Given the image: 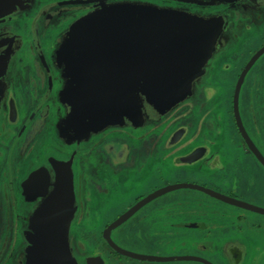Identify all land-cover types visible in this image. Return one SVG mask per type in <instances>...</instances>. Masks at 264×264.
<instances>
[{
	"label": "flooded vegetation",
	"instance_id": "flooded-vegetation-1",
	"mask_svg": "<svg viewBox=\"0 0 264 264\" xmlns=\"http://www.w3.org/2000/svg\"><path fill=\"white\" fill-rule=\"evenodd\" d=\"M105 1L107 5L136 2L150 7H158V3L153 1L161 3L160 0ZM162 1L170 5L166 8L165 22L177 23L175 12L181 13L178 14L181 18L185 17V24L193 20L189 23V33L184 35L182 47L186 44L190 47L189 40L192 41L193 52L202 57L204 74L190 84V97L176 104L160 119L145 112L139 128L128 124L108 127L97 134H90L85 141H79L73 129L67 133L64 131L68 109L61 101V93L67 79L61 78L64 67H58V59L62 44L70 38L71 25L97 9L96 2L28 0L25 3L29 7H25L23 12L4 16L10 12L8 9L10 5L13 7V2L0 0L4 16L0 18V61L6 63L4 74L0 72V264L27 263L28 236L33 233L35 212L51 197L61 171L71 173L74 187L75 214L69 243L77 264H165L121 255L104 238L105 231L113 222L158 190L146 191L145 179L155 163L152 158L169 160L171 169L174 165L177 173L204 169L216 176L211 186L185 179L170 185H198L264 209V201H252L253 195L264 200V194L258 195L261 191L264 193V178L259 179L250 159L255 158L262 173L264 167L247 145L239 127L240 122L247 137L264 157L257 143L258 137H264L261 114L264 111V54L248 69L236 96L241 76L264 47V0ZM19 8H24L22 3ZM203 38H207V43L202 41ZM259 38L263 39L259 46L248 48L244 55L237 53L233 58L234 64L223 65L224 71L237 74L229 85L232 90L229 104L228 101H220L219 104L216 94L210 93L212 84L204 85L203 78L221 66V55L240 43L238 46L242 48ZM156 58L141 59L145 64L150 63L148 68L143 67L146 72L149 67H154ZM21 79H28L27 86L20 87ZM229 133L233 137L226 138ZM178 134L183 135L182 139L176 144L171 143ZM226 140L237 153L236 161L246 169V194L234 191L242 192V187L235 185L230 177L229 164L222 154L216 153ZM196 141L199 142L194 143ZM193 152H197L200 160L191 163L178 160ZM241 153L247 154L249 159L240 157ZM185 166L192 168H183ZM120 190H126L127 195ZM132 194L133 198L126 201ZM204 194L212 200L175 198L176 201L172 199L164 207L170 218L181 216L196 220L190 225L185 222L172 224L168 232L171 238L165 241L171 243L166 246L172 249L193 247L204 253H213L214 260L204 255H187L203 258L212 264H264V215ZM157 201L149 202L112 230L111 240L126 251L157 256L147 250L153 246L154 233L153 228L150 231L146 227L157 216L158 210L153 206ZM191 204L197 207L192 213ZM100 210L106 211L107 215L115 214L114 220L99 224ZM126 225H131L137 232L143 229L141 234H137V250L125 249L115 240L116 231ZM90 227H94L92 232L100 230V241L104 244L95 254L88 253V242L80 236L84 228ZM188 230H199L201 235L192 241L187 240ZM183 236L185 241L179 239ZM172 243L178 244L174 246ZM94 249H98L96 245ZM181 262L186 261L174 263Z\"/></svg>",
	"mask_w": 264,
	"mask_h": 264
},
{
	"label": "water",
	"instance_id": "water-1",
	"mask_svg": "<svg viewBox=\"0 0 264 264\" xmlns=\"http://www.w3.org/2000/svg\"><path fill=\"white\" fill-rule=\"evenodd\" d=\"M106 14L104 11L96 13L77 23L67 40L68 49H61L60 57L61 62H66L64 73L67 79L61 93V101L68 109L64 131L67 133L73 129L79 141H85L90 134L111 126L128 124L132 128H139L143 124L145 112L152 118L160 119L176 104L190 97V84L204 74L202 57L193 52L192 41L189 40L190 47L187 44L182 47L184 35L189 33V23L193 20L185 24L186 19L182 17L177 22L181 24H172L165 21L148 23L138 19L145 24L137 25L141 23L114 22L113 18L120 21L122 17L120 9ZM177 35L181 37L177 38ZM202 41L207 43V38ZM263 54L264 47L245 69L236 96L239 95L246 72ZM156 56L154 67H149L146 72L143 67L150 63L145 64L141 59ZM144 108L147 110L143 111ZM239 127L247 145L264 167V157L247 137L240 122ZM182 137V134H178L171 143H178ZM199 158L197 152H193L178 160L191 163ZM70 174L61 171L51 197L35 212L33 233L28 236L30 247L26 264H76L69 249V231L75 214V195ZM184 189L201 191L264 215L263 208L227 198L198 185H168L138 202L113 222L104 233L107 243L119 254L141 261H197L212 264L195 256L138 255L120 248L111 240L112 230L124 224L146 204Z\"/></svg>",
	"mask_w": 264,
	"mask_h": 264
},
{
	"label": "rangeland",
	"instance_id": "rangeland-1",
	"mask_svg": "<svg viewBox=\"0 0 264 264\" xmlns=\"http://www.w3.org/2000/svg\"><path fill=\"white\" fill-rule=\"evenodd\" d=\"M11 1L13 2V7H11V5H10V7H9L10 8V12L6 16H9V15L13 14V12H14V14L18 13L21 10H22L21 12H23L25 10V7H26V9L29 7V6H27V3H25V1H28V0H24V2H22V0H11ZM94 1L96 2L95 5H96L97 9L91 11L90 13H87L85 15V17H83L82 19L79 18L80 19V20L78 19L79 21L76 20V22H74L75 25H71L72 26L70 28L71 30L74 29V27L76 26L77 23H79L81 20L86 19L88 16H91V15L96 14V13L99 14V13H102L103 11L107 12L106 15H108V14L114 12V10L116 11L118 9H120V11L122 12V17H121L120 21H118L117 18H113L115 20L114 22H116V23L120 22V23L124 24V23H127L128 21L129 22H133V21L140 22L138 19H140V20L142 19V21H145V22H148V23H152V22H155V21H165V18L167 17L166 8L170 6L168 3H166L165 1H162V0H160L161 3L153 1L154 3H158L157 4L158 7L157 6L156 7H154V6L150 7V6H147V5H144V4H138L136 2H119V3H116V4H108L107 5L105 0H94ZM21 3H22V7L24 6L23 9L19 8ZM23 3H25V4H23ZM74 4H80V2H75ZM72 6H74V5H72ZM159 7H162V8H159ZM2 11H3V9L0 10V18H2V14H3ZM150 13H152V14H150ZM157 13H160V14H157ZM178 14H181V13L175 12V20L177 22H179L178 20L181 18ZM106 15H105V18H106ZM73 16H74V11H72V18H73ZM113 19L110 18V20H112V21H113ZM145 22H140L141 24H137V25L145 24ZM246 37L247 36H245V38ZM250 40L253 41V38L250 37ZM262 41H263V39L259 38V40L257 39L252 44H249V45H247L245 47L239 48L238 45L242 44V43H240V44L237 45L236 48H231L225 54L221 55V57H220V58H222L221 59V64H220L221 66L217 67L216 70L212 69L211 74L207 75V76H205L203 78V81L205 83L204 85H207L209 83L212 84L213 89L211 90L212 92L210 91V93H212V94L215 93L216 94L217 102H219V104H220V101H222V102L228 101V104H229V100H230L231 95H232V90H231V87L229 85L235 79V75L237 74V73H234V72L231 73V72L224 71L223 68H222L223 65L225 63H229V64L233 63L234 64L233 58H234V56L237 55V53H239V54L242 53L244 55V53H243L244 51L249 50L248 48H250V47L255 49L257 46H259V44ZM66 45H67V41H65L62 44L61 49H64V50L68 49V47H66ZM245 57L248 58L249 56H245ZM58 60L60 61L59 64H58V67L59 68L64 67L63 68V73L61 74V76H62L61 78L65 79L64 71H66V62L64 60L61 62V57ZM5 66H6L5 61H0V72H2V74H4V72H5ZM236 68H239V66H237ZM59 70L61 71V69H59ZM27 81H28V79H21L20 87L24 86V85L27 86ZM194 117H196V115ZM193 119H195V118H193ZM122 136L125 137V134H123ZM231 137H233V136L230 133H229V135H226V138H231ZM198 142L199 141H196L194 143H198ZM222 146H223V148L225 150H227L226 154H227V156H229L228 157L229 161L233 164V166H230V168L233 169V173H234L236 179L238 180V182L237 181L236 182L239 185L241 184L240 186L242 187L241 188L242 189V193L246 194L244 192L247 189L246 188V186H247L246 185V183H247L246 169L244 170V168L236 161V158H237L236 155H235L236 153H235V150L233 149L231 143H229L226 140V141H224L221 144V147ZM261 148H263L262 150H264V146L263 145H262ZM160 151L161 150L158 149V152H160ZM246 163L247 162L245 160L244 164L246 165ZM250 163H253V162L250 160ZM183 168H187L188 169V168H192V167L191 166H185ZM177 171H178V169L174 168V165H173V169H171V165L169 163V160L168 161H162V160L159 159L158 162H155V163L152 164V167H150V169L148 171L147 177L145 179V184L148 187L146 191L149 192V191H152L153 189L159 188V187L163 188V187L167 186L165 184L169 183V185H170V183H173V182H176L177 180H182V179H185V181L190 180V181H194V182H199L200 184L204 183V184H207L209 186L214 184V182L216 180L215 174L207 173V172L204 171V169H201V170H199L197 172H195L194 170H192V171L183 170L184 173H182V172H178L177 173ZM254 172H258L259 179L264 178V175H262V172L259 173L257 167H255ZM233 179H234V176H233ZM234 181H235V179L233 180V182ZM139 185H142V184H139ZM181 191L182 190L173 192L172 194H168L166 198L178 195V194H180ZM185 192H188V191H185ZM120 193H123V195L126 196L128 192H126V190H124V191L120 190ZM188 193H191V194L194 193V195H197L196 192H193V193L192 192H188ZM262 194H264V193L261 191L258 195H262ZM253 196H254V198H252V201H255V202L264 201L261 197H259L257 195H253ZM166 198H163L162 200H164ZM194 210H197V207L193 206L191 204L190 205L191 213ZM99 214H100L99 224L100 223L107 224V223L113 221L114 218H115V214L107 215L106 211L100 210ZM104 215H107V216L104 217ZM155 220H157V219H155ZM172 221H174V222L180 221V218H174V219L169 220L167 222H172ZM160 222L156 223L154 221L152 223V226H151L152 228L155 229L156 234H154V239L152 241V245L153 246L148 247L147 250H151L150 252L153 253V254L161 253L162 251L170 252L168 249H164V250L160 249L161 248V245H159L160 242H163L164 240H167V239L171 238V236L168 233V232H170V229L161 228V227H163V225L160 226L159 225ZM90 228L91 229L84 228V231L80 232V236L84 237L85 241L88 242V243H86L87 246H88V250H89L88 253L91 251L90 252L91 254L92 253L95 254L96 250H99L101 246L104 247V244L100 241V236H99L100 235L99 234L100 230L94 229L95 232H92L94 227H90ZM195 231H191L190 230L189 233H187L188 236H189V239H187V240L193 239V238H195L197 236ZM142 232H143V229L141 231L137 232L136 230L134 231V228H132L131 225H126L124 228H121V229L117 230L114 237H115V240L118 241L125 249L137 250L139 248V247L135 248L136 247L135 242L137 243V234H139V233L141 234ZM147 232H148V230H147ZM162 233H163V235H162ZM160 238H162V240L158 241V240H160ZM179 239H183L184 240L185 236H183V237H181ZM169 243H171V242L169 241L166 244H169ZM177 244L178 243H172V245H174V246H176ZM95 245L97 246L98 249H94ZM103 247H102V249H103ZM176 248H178L177 249L178 252L182 251L179 247H176ZM136 263L137 262H133V264H136ZM125 264H129V263H125Z\"/></svg>",
	"mask_w": 264,
	"mask_h": 264
},
{
	"label": "crops",
	"instance_id": "crops-1",
	"mask_svg": "<svg viewBox=\"0 0 264 264\" xmlns=\"http://www.w3.org/2000/svg\"><path fill=\"white\" fill-rule=\"evenodd\" d=\"M8 10H10V9H8ZM7 14L5 13V15L4 16H6ZM4 16H2V17H4ZM262 114V119H264V111L261 113ZM111 127H118V126H111ZM93 134H97V133H93ZM259 141V142H258ZM258 141H257V143L260 145V149H263V148H261L262 147V145L264 146V137L263 138H261V137H258ZM263 152H264V150H262ZM226 152H227V150H225L223 147H221L219 150H218V152H216V153H220V154H222L221 156L223 157V159L229 164V166H233L232 165V163L229 161V156H227V154H226ZM215 153V154H216ZM224 153V154H223ZM236 153V152H235ZM236 156H237V153L235 154ZM247 158H246V157ZM240 157H244V158H246V159H248V155L246 154H244V155H242V153L240 154ZM153 160H154V162H158L159 161V159H155V158H152ZM237 159V158H236ZM252 162H253V164H254V166L255 167H257L258 168V171H259V173H261L262 171L260 170V165L259 166H257L258 165V163H257V161L255 160V158L254 159H250ZM257 164V165H256ZM253 166V167H254ZM254 167V168H255ZM36 175V174H35ZM262 175H264V173H262ZM233 176H234V179H235V181H234V183H235V185H237L238 183V180L236 179V177H235V175H234V173H233V169H231V172H230V177H232L233 178ZM34 177H36V176H34ZM35 179V178H34ZM177 181H182V180H177ZM176 181V182H177ZM237 181V182H236ZM176 182H173V183H176ZM183 182H184V179H183ZM170 184H172V183H170ZM165 185H169V183L168 184H165ZM164 185V186H165ZM238 186H240L239 184H238ZM163 187V186H162ZM159 188H161V187H159ZM159 188H155V189H159ZM139 189H141V188H139ZM25 191H27V187L25 186ZM180 191V190H179ZM185 191H188V192H196L197 193V195H194V193L193 194H191V193H188V192H185ZM235 192H239V193H242V192H240V191H237V190H234ZM172 194V193H171ZM133 195L134 194H132L130 197H128V198H126V201L127 200H130V199H132L133 198ZM167 197V195H165L164 197H161V198H159L158 199V201L155 203V205H153V206H155V208L158 210V213H157V216L155 217V218H153L152 219V221L151 222H149L148 223V225L146 226V227H148L149 228V230L151 231V229H152V223L155 221L156 223H158V222H160V226L161 225H163V227H161V228H163V229H165V228H167V229H170V226L172 225V224H174V223H187V224H192L193 222H195L196 220L195 219H193V218H188V219H185V218H182L181 216H178V218H180V221H177V222H174V221H172V222H167V221H169V220H172V219H174V218H170L169 217V215L170 214H168V213H166V209L164 208L166 205H167V203L168 202H170V200H172V199H174L175 200V198H183V197H186V198H196V199H198V198H203V199H205V200H207V201H209V200H212L210 197H208L207 195H205L204 193H201V192H199V191H195V190H193V189H184V190H182L181 192H180V194H178V195H175V196H172V197H168V198H166ZM163 198H166V199H164V200H162ZM45 203V202H44ZM43 203V204H44ZM42 204V205H43ZM41 205V206H42ZM40 208V207H39ZM38 210V209H37ZM155 219H157V220H155ZM152 231L154 232V234H156V232H155V229L153 228L152 229ZM170 231H171V229H170ZM189 231L190 230H188V233H189ZM192 231V230H191ZM69 233H70V231H69ZM195 233H196V235H201L200 233H201V231H199V230H196L195 231ZM162 235H163V233H162ZM161 235V236H162ZM188 235V234H187ZM160 236V237H161ZM167 236V235H166ZM165 236V237H166ZM198 236H196V237H198ZM162 240V238H160V240H158V241H161ZM191 241H192V239H190ZM166 240H164L162 243H160L159 245H161V250H164V249H168L170 252H164V251H162L161 253H157V254H154V255H157V256H180V255H200V256H206L207 258H210L211 260H214L215 259V256L213 255V253H209V252H206V253H204L203 251L201 252L199 249H195V248H193V247H188V248H185V249H181L182 251L181 252H178L177 251V249H172V247H170V246H166V242H165ZM196 241H198V240H196ZM165 242V243H164ZM69 249H70V243H69ZM173 251H172V250ZM72 255V254H71ZM210 256V257H209ZM73 257V256H72ZM213 258V259H212ZM73 259H74V261L76 262V260H75V258L73 257ZM76 264H77V262H76ZM89 264H93L92 262H90ZM165 264H175L174 262L173 263H165ZM180 264H200V263H197V262H194V261H186L185 263H180Z\"/></svg>",
	"mask_w": 264,
	"mask_h": 264
}]
</instances>
